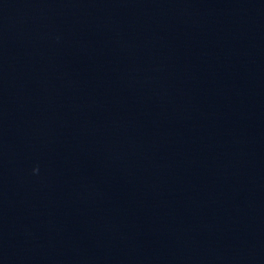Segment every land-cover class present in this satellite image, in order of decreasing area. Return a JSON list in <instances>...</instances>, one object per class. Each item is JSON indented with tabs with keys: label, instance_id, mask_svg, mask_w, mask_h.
Segmentation results:
<instances>
[{
	"label": "water",
	"instance_id": "obj_1",
	"mask_svg": "<svg viewBox=\"0 0 264 264\" xmlns=\"http://www.w3.org/2000/svg\"><path fill=\"white\" fill-rule=\"evenodd\" d=\"M0 264H264V0H0Z\"/></svg>",
	"mask_w": 264,
	"mask_h": 264
}]
</instances>
